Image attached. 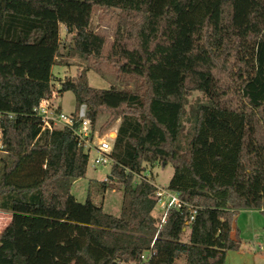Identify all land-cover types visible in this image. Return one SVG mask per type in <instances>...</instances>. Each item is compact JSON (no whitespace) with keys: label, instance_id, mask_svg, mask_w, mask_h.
<instances>
[{"label":"trees","instance_id":"1","mask_svg":"<svg viewBox=\"0 0 264 264\" xmlns=\"http://www.w3.org/2000/svg\"><path fill=\"white\" fill-rule=\"evenodd\" d=\"M96 8L116 20L108 48L91 28ZM63 26L69 57L104 60L125 84L93 87L84 68L57 90L85 103L93 126L107 113L100 131L119 120L109 176L123 186L119 215L91 184L77 200L89 155L34 111L65 64ZM194 91L206 100L187 108ZM0 129V210L12 213L0 264H225L241 247L235 213L264 211V0H0ZM168 163L167 188L187 205L161 224L143 173Z\"/></svg>","mask_w":264,"mask_h":264},{"label":"rangeland","instance_id":"2","mask_svg":"<svg viewBox=\"0 0 264 264\" xmlns=\"http://www.w3.org/2000/svg\"><path fill=\"white\" fill-rule=\"evenodd\" d=\"M115 18L110 14L104 13L102 9L96 8L93 14L91 28L103 32L107 36L106 48L109 47L115 30ZM61 55L58 58L65 64H55L52 68L54 75L53 92L51 94L54 103L60 106L65 113H72L77 110L75 95L68 90L62 94H58L60 81L67 77H76L81 70L87 68V76L89 84L97 88H107L111 85L123 86L122 82L115 79L114 68L108 62L102 60L95 62L91 59H83L80 56L69 57L67 55L68 47L73 44L71 35L66 33L64 26L61 29ZM56 96H53V95ZM206 97L201 91H194L188 96L189 108L198 102H204ZM108 117L107 113H101L94 129L100 134L115 133L119 120L104 131H100L101 125ZM189 125V124H187ZM114 135V134H113ZM2 145V131L0 129V146ZM92 157L88 162L87 173L84 177L78 178L73 182L71 192L78 201L84 202L87 196L88 187L94 189V198L96 202L103 203L105 211L119 215L121 211V203L123 198V186L117 180L110 176L111 165L94 166ZM174 167L172 163L166 165L156 164L147 166L143 175H145L152 183L162 188L168 189L170 179L173 175ZM138 179V177L136 178ZM105 181L107 188L102 189L100 183ZM154 215L161 218L164 211L158 205L154 210ZM12 213L6 210H0V230H2L10 221ZM237 234L241 239V247L238 250H229L226 255L225 264H264V211L259 209H239L233 220V235ZM189 228L184 236L188 240ZM122 264H136L134 262Z\"/></svg>","mask_w":264,"mask_h":264},{"label":"built area","instance_id":"3","mask_svg":"<svg viewBox=\"0 0 264 264\" xmlns=\"http://www.w3.org/2000/svg\"><path fill=\"white\" fill-rule=\"evenodd\" d=\"M34 111L41 120L43 129H71L79 145L88 153L89 160L93 155L92 162L94 166L111 165L114 162L111 153L116 131L115 133H109L107 136V134H100L98 130H95L87 116V105L85 103H82L74 112L65 113L59 105L53 102L52 96H49L43 98L34 108ZM137 177L138 180L142 178L141 175H137ZM155 196L157 205L164 211L161 224L166 221L167 213L171 208L179 209L183 205H187L182 201L178 192L157 185ZM190 208L189 222L194 220L199 207L190 205ZM149 257L150 251L144 252L141 256L142 262L147 261Z\"/></svg>","mask_w":264,"mask_h":264}]
</instances>
